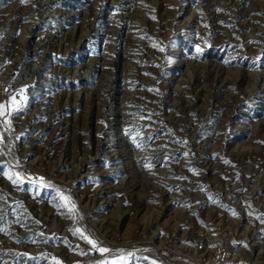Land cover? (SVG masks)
<instances>
[{
	"label": "rangeland",
	"instance_id": "rangeland-1",
	"mask_svg": "<svg viewBox=\"0 0 264 264\" xmlns=\"http://www.w3.org/2000/svg\"><path fill=\"white\" fill-rule=\"evenodd\" d=\"M12 96L0 264H264V0H0Z\"/></svg>",
	"mask_w": 264,
	"mask_h": 264
},
{
	"label": "snow or ice",
	"instance_id": "snow-or-ice-1",
	"mask_svg": "<svg viewBox=\"0 0 264 264\" xmlns=\"http://www.w3.org/2000/svg\"><path fill=\"white\" fill-rule=\"evenodd\" d=\"M24 2V0H22ZM26 99V97H24ZM11 108V110L19 111L20 107L18 106V102L15 96L10 97L8 104H0V116H5L6 114L11 115V112H8L7 109ZM150 167V165H147ZM15 176V179H14ZM21 178L19 173L8 174V179L12 180L13 183H16ZM41 182H43V178H41ZM61 195V199L65 202V206H69L70 210L75 209V205L71 203L69 197ZM75 233L78 234L82 239H84L88 244L92 246L93 249H96L102 256L108 253H115L111 256V258H105L97 262V264H128L129 257L133 255V253H125L122 250H113L107 247L100 246L99 242L91 239L87 235H85L81 230L76 229ZM59 264V261H57Z\"/></svg>",
	"mask_w": 264,
	"mask_h": 264
}]
</instances>
